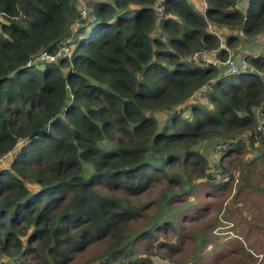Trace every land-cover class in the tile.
Listing matches in <instances>:
<instances>
[{
    "label": "trees",
    "instance_id": "obj_1",
    "mask_svg": "<svg viewBox=\"0 0 264 264\" xmlns=\"http://www.w3.org/2000/svg\"><path fill=\"white\" fill-rule=\"evenodd\" d=\"M201 1L0 0V264H264V55L191 60L249 51L264 0Z\"/></svg>",
    "mask_w": 264,
    "mask_h": 264
},
{
    "label": "rangeland",
    "instance_id": "obj_2",
    "mask_svg": "<svg viewBox=\"0 0 264 264\" xmlns=\"http://www.w3.org/2000/svg\"><path fill=\"white\" fill-rule=\"evenodd\" d=\"M188 1H193L192 3H194L195 5H196V7H195V9L198 11H201V8H202V1L201 0H188ZM87 2V0H76V5H77V7H78V9H79V11H80V13H81V15H82V19L83 20H85V25H87V21H88V16H87V11H86V3ZM88 2H92V0H88ZM2 20V18L0 17V21ZM2 21H4V20H2ZM78 23H80V21H77ZM209 30L210 31H213V29L212 28H209ZM214 33V32H213ZM222 42H224V41H222ZM67 45L66 44H63L62 46H59V49L61 48H64V53L67 51ZM249 48H251L249 51H243V53H240V54H233V51L231 50V49H229L228 47H227V49H228V52H229V57L231 58V59H233L237 64H244L243 62H242V56H244V53L245 52H254L255 54H263L264 55V34H263V36L259 39V40H257V41H254L250 46H249ZM68 52V51H67ZM56 61V59H54L53 61H51V62H55ZM197 63V62H196ZM248 73H250V74H253V72L252 71H248ZM158 118H159V120L160 121H163L164 119H165V116L164 115H159L158 116ZM221 146L219 145L218 147H216L215 148V150L216 151H218L219 150V148H220ZM207 152H208V155H210L211 154V152H212V145H210V146H208L207 148ZM260 154H262V152H260ZM213 155V154H212ZM4 165H7V164H5L4 163ZM167 186H162V185H158V186H154V187H152L151 189H149L147 192H145L144 194H142V196H140V197H138V198H136V199H134V201L135 202H141V203H150V205L153 203V202H155V201H157V200H159L160 198H161V196L163 195V193H164V190H165V188H166ZM199 194V193H198ZM231 194H233V191L231 192ZM201 196H204L203 194L201 195ZM192 198H194V196L192 197ZM242 199H245V197H242ZM241 198L238 200V205L239 206H244L242 203H241V200H242ZM213 199L212 198H208V201L209 202H211ZM226 201H225V203H224V205L230 200V198H226L225 199ZM191 201H194V200H192V199H190L189 200V202H191ZM247 202L249 203L250 201L249 200H247ZM149 205V206H150ZM184 205V203H180V204H178L177 206L178 207H181V206H183ZM159 209L157 208V207H155V204L153 205V207L151 208V210L149 211L150 213H153V214H155L157 211H158ZM174 216H176V213L174 214ZM149 217H151V215L149 214ZM226 222V223H225ZM227 222H229V221H226V220H224V221H222L220 224H218L213 230H212V232H211V234H212V238L214 239V240H216L217 242H223V241H225V240H227V239H229V238H233V237H235L236 236V234H235V232H234V228L231 226L232 224L231 223H227ZM143 225V223H141V224H138V225H136L135 226V228H139V227H141ZM193 229H191L190 231H189V233H192V232H197V230H198V225H194L193 227H192ZM200 229V228H199ZM169 239H171V238H169ZM166 240H168V239H165L164 238V241H166ZM152 252H154L155 254L156 253H160V254H163V252H164V250L163 249H158V248H154L153 250H152ZM199 253V252H198ZM197 253V254H198ZM151 254L152 253H145V258H149V259H151ZM182 254H184V257H183V259H181V260H183V264H187L188 263V261H190V257H191V244L189 243V244H187L185 247H184V249H183V251H182V253H180V252H176L175 254H173V256L172 257H174V258H178V257H180ZM259 256V259H261L262 258V256L261 255H258ZM263 258H264V256H263ZM11 259V264H16V258H10ZM4 262L7 260V258H3L2 259ZM151 260H153V259H151ZM155 264H172L171 263V261L169 262L167 259H163V258H158V259H156L155 260V262H154ZM206 263H208V262H206ZM205 263V264H206Z\"/></svg>",
    "mask_w": 264,
    "mask_h": 264
},
{
    "label": "built area",
    "instance_id": "obj_3",
    "mask_svg": "<svg viewBox=\"0 0 264 264\" xmlns=\"http://www.w3.org/2000/svg\"><path fill=\"white\" fill-rule=\"evenodd\" d=\"M162 1L163 0H160V3H162ZM246 4H247V1H246ZM153 8L155 10H157L158 9L157 4H155L153 6ZM220 50L228 51L224 42H220L219 48L215 51H203L200 53H195L191 57V60H193L195 62H201L202 64H207V65L211 64L214 66H219L221 64V62L218 59L217 52ZM63 51H64V48H62L60 50V52L63 53L62 56H65V55L68 56L69 55V52H67L68 50L65 53ZM59 54L60 53H57L54 57L48 56L46 54H41L39 58L42 60L41 62H44V61L51 62L54 59H57L59 57ZM223 64L227 66L225 74H229V75L234 74L236 72H239L240 70H242L245 67V64H240L242 66L239 67L238 64L233 59H231L230 57H228L227 60L225 61V63H223ZM263 124H264V120H263L261 125H263Z\"/></svg>",
    "mask_w": 264,
    "mask_h": 264
}]
</instances>
